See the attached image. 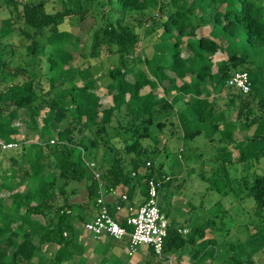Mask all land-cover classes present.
<instances>
[{"label": "trees", "instance_id": "16d2710c", "mask_svg": "<svg viewBox=\"0 0 264 264\" xmlns=\"http://www.w3.org/2000/svg\"><path fill=\"white\" fill-rule=\"evenodd\" d=\"M54 1L0 0V15L5 14L0 18V141L16 143L0 152V264H33L35 256L40 257L35 264H61L69 256L74 222L88 221L96 210L97 181L86 162L93 163L103 189L125 195L115 217L124 226L127 207L146 201L149 180L156 184V205L168 218L173 165L166 147H158V137L193 140L204 135L212 141L216 135L222 147L211 166L218 177H227L226 167L257 163L264 155V0H107L110 11L119 15L99 24L95 17L103 13L98 18L80 0H56L58 7ZM151 10L161 13L151 20L172 43L162 48L156 43L149 56L131 57L138 37L121 22L127 13ZM85 18L93 24L77 46L59 28ZM205 26H210L206 35L196 33ZM10 35L28 40L23 49L31 61L44 63V73L9 64L13 44L4 40ZM221 53L224 58L215 61ZM102 56L119 58L118 65L105 70L106 104L85 82L89 60L101 62ZM80 58L86 60L81 67ZM236 72L247 74L248 93L226 85ZM75 78L84 82H72ZM64 80L68 85L62 86ZM159 87L166 94L172 89L169 100L156 97ZM210 92L223 97L209 100ZM236 132L242 136L234 137ZM29 133L36 135L35 142H17ZM178 148L174 164L183 152ZM236 184L237 195L251 198L255 211L264 210V173L241 176ZM80 186L85 202L72 200ZM213 226L207 219L182 235L185 230L169 220L160 259L176 254V264H183V255L195 264H217L214 239L206 236ZM51 247L53 255L44 259ZM221 264L241 263L230 256Z\"/></svg>", "mask_w": 264, "mask_h": 264}, {"label": "rangeland", "instance_id": "374dc122", "mask_svg": "<svg viewBox=\"0 0 264 264\" xmlns=\"http://www.w3.org/2000/svg\"><path fill=\"white\" fill-rule=\"evenodd\" d=\"M89 1V2H88ZM198 1V0H197ZM80 6L82 8H90L91 12L98 15L101 12L104 17L97 19L95 17V23L99 24L102 21H113L118 17L119 14L112 13L107 0H98V4H93L91 0H80ZM188 2L191 3V0ZM48 4V3H47ZM54 7H58L59 4L55 0L53 2ZM79 4L74 5V10L79 9ZM195 7L196 4H194ZM177 7V6H176ZM161 15L156 10L146 11L142 15L136 13H127L124 15V20L121 24L127 26L129 30L137 35L138 39L131 48V57L144 58L146 55H150L155 49L154 45L162 48L172 43L171 38L167 35L162 34L158 30V25L153 23L151 18H157ZM5 14H1L0 18L4 17ZM109 18V19H108ZM77 23V19H74ZM80 24L76 26H61L60 30H67L70 40H77V46H81L85 42L86 30L89 25H92V18H85ZM153 27V28H152ZM210 26L202 27L197 29L196 33L206 35ZM155 29V31H153ZM148 31V33H147ZM146 32V33H145ZM220 41L219 38H216ZM5 43H12V55L9 57V64L11 66H18L26 72H45V65L42 62L40 65L37 62H33L29 59L25 53L23 46L29 44L28 40H25L17 35H10L6 38ZM6 50V49H5ZM242 46L239 47L238 52L242 53ZM9 52L4 53V58L8 57ZM167 57L169 51L167 52ZM186 52L183 49L181 56H185ZM77 58V57H75ZM224 58V54H217L214 60L217 61ZM101 62L98 60H89L90 67L86 71V81L92 83L95 87L96 93L100 97L103 104L109 100L106 97L105 85L109 82L105 70L109 67L116 66L119 63L118 56L110 57L105 60V57H100ZM258 59H256V62ZM86 62L84 59L78 60L79 67ZM34 65V66H33ZM84 66V65H83ZM85 67V66H84ZM104 71V73H103ZM214 71V68H212ZM75 71H73L74 73ZM149 75V74H147ZM64 78V76H63ZM81 79L75 78L72 80L74 83H83ZM62 82V78L59 79ZM68 85L67 81L64 80L62 86ZM168 94L162 93L161 88L154 90L156 97L159 99L169 100L170 96L173 95L172 89H167ZM222 98L223 94H217L210 92L208 97L209 100L212 98ZM218 104L221 101L217 100ZM230 118H233V114H230ZM17 124V123H15ZM20 130L23 126L18 123ZM242 132H236L234 137L240 138ZM36 135L29 133L26 137L21 135L20 141L35 142ZM216 135L212 136V141H208L204 135L195 137L193 140H179L177 137L170 138L165 141L161 137H158V147H166L169 152V158L172 161L171 168V195L169 199V209L165 211L167 215V222L172 220L175 227H182L185 231H182V235H186L190 228L201 225L205 220L212 219L214 221L213 232L206 233V236L214 239L213 252L216 255L217 264H221L222 260L233 256L235 260L240 261L241 264H264V210L257 212L253 208L251 198L245 196L243 193L236 194V181L241 176L250 178L253 172L262 174L264 173V155L259 158L258 162L248 161L244 164L238 163L232 166L226 167L227 177H218V175H212L214 166H211L214 155L219 152L222 144H218L216 141ZM183 148L181 157L178 159L179 163L174 164L176 158H178V147ZM233 156V160H234ZM91 160V157H87ZM169 164L163 158L160 159ZM97 165L98 156L95 159ZM235 179V180H233ZM76 202H85V193L80 186L78 193L72 199ZM75 223V222H74ZM77 226H80L78 223ZM85 247V246H84ZM143 246H139L136 250H139ZM83 248V247H82ZM51 254V252H47ZM33 262H37V258L32 259ZM234 261V260H233ZM175 257H172V264H176ZM183 264H195L191 262L190 257L183 255L181 257ZM207 260L200 264H207Z\"/></svg>", "mask_w": 264, "mask_h": 264}, {"label": "built area", "instance_id": "2783aa9c", "mask_svg": "<svg viewBox=\"0 0 264 264\" xmlns=\"http://www.w3.org/2000/svg\"><path fill=\"white\" fill-rule=\"evenodd\" d=\"M226 85L235 88L242 94L249 91L250 84L245 72H236L226 81ZM16 147L15 142L0 141V152ZM85 166L92 177L97 181V196L95 199L96 214L83 224L85 232L95 239L106 237L114 241L127 240V256H132L139 246L148 247L154 256L161 257L163 241L166 237L167 220L160 213L156 205V184L147 182V199L138 207H127V215L122 219L124 226L112 217L105 202V196L125 201V195H118L114 190L103 189L97 172L93 169V163L86 162ZM133 175V174H132ZM115 212L120 210L115 204ZM167 264H172L170 259Z\"/></svg>", "mask_w": 264, "mask_h": 264}, {"label": "crops", "instance_id": "0c3cea01", "mask_svg": "<svg viewBox=\"0 0 264 264\" xmlns=\"http://www.w3.org/2000/svg\"><path fill=\"white\" fill-rule=\"evenodd\" d=\"M134 201L138 202V200ZM105 202L111 216L118 217L116 215H119L122 209L115 212V204L120 207V203L123 204L122 202L125 201H120L119 199L106 195ZM134 206L136 208L137 205ZM95 211L96 210H94V213L90 216L89 220H91L94 214H96ZM77 223L80 226H77ZM84 223L85 222H75L73 224L74 231L68 239L66 247L69 256L61 264H167V260L170 259L172 261V257H175V261H177L176 254L169 257L166 261H163L156 256H152L149 249L145 246L136 250L132 256H127L126 239L120 241H114L106 237L95 239L89 233L84 231L82 227ZM54 250L55 247L49 248L48 252L52 251V253H44V259H49L53 255ZM34 258H37V262H39V256H35L32 259ZM32 259L30 260L31 263H37L33 262Z\"/></svg>", "mask_w": 264, "mask_h": 264}]
</instances>
